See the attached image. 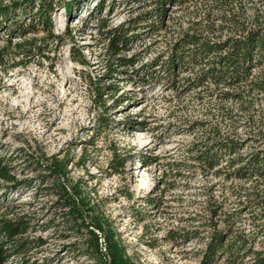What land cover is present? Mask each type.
<instances>
[{"label":"rangeland","instance_id":"rangeland-1","mask_svg":"<svg viewBox=\"0 0 264 264\" xmlns=\"http://www.w3.org/2000/svg\"><path fill=\"white\" fill-rule=\"evenodd\" d=\"M53 1L71 8L55 10L50 34L26 37L38 49L23 53L13 48L22 39L6 35L0 41V155L13 158L17 180L34 183L10 194L14 208L5 219L28 229L17 237L26 252L8 264H93L78 250L84 237L65 223L67 209L46 189L54 183L46 169L52 159L68 160L63 183L79 184L97 204L135 264H228L218 256L203 262L221 231L259 250L264 178L228 174L264 148V95L249 86L188 87L194 74L187 71L176 73L171 87L156 60L183 34L223 41L238 30L234 18L249 23L262 7L255 0L166 5L150 33L154 21L138 18L153 9L152 0ZM115 30L128 42L112 57ZM148 66L159 81H149ZM96 86L110 109L99 105ZM100 115L108 124L99 128ZM229 141L239 147L219 167L194 159L193 149ZM237 157L245 161L229 167Z\"/></svg>","mask_w":264,"mask_h":264},{"label":"trees","instance_id":"trees-1","mask_svg":"<svg viewBox=\"0 0 264 264\" xmlns=\"http://www.w3.org/2000/svg\"><path fill=\"white\" fill-rule=\"evenodd\" d=\"M191 0H152L153 9L142 14L138 23L154 21L148 26L150 33L156 32L162 24L166 5H182ZM193 1V0H192ZM229 0H214L218 5H223ZM262 7L256 10L251 22L239 21L237 18L232 23L238 30L234 35L223 41L210 39L204 34H183L181 38L169 47L165 59H158L156 63L164 73L163 78L171 87L175 85L176 73L187 71L194 74V79H187L188 87L213 86L216 89H233L239 86H249L258 93L264 95V0H255ZM66 8L70 11L69 4L54 3L53 0H30L26 4L14 3L10 6H0V41L3 36L7 38L22 39L21 43L13 46L14 49H23V53H31L34 47V39L26 40L28 35H37L40 32L50 34L52 15L57 8ZM145 27V26H139ZM156 28V29H155ZM211 29H214L211 27ZM211 31V30H210ZM125 31L115 30L112 33L111 55L115 57L120 52L119 44L123 46L128 42ZM52 39L60 40L58 35ZM9 42V40H7ZM6 41V42H7ZM0 50V58L3 55ZM27 55V54H24ZM121 61V60H118ZM130 63L131 61H126ZM118 65H124L119 63ZM256 74H253L255 73ZM151 67H147L149 81H159ZM155 75V76H153ZM96 88L100 106L106 108L101 100L102 91ZM115 89V88H114ZM221 93V92H220ZM226 97L228 94L221 93ZM108 120L104 115L98 116L97 127L106 126ZM127 125L128 123H123ZM136 125L137 123H132ZM97 129V128H95ZM239 146L233 141L218 142L217 144L205 145L202 149H193L194 159L204 165L206 169H214L220 166V161L227 156L233 155ZM250 159L241 167L234 170L233 175L237 178L251 177L253 175L264 178V148L250 154ZM13 158L0 155V264H8L11 257H16L26 252L18 236L26 233L27 224L22 221L6 220V211L14 208L10 194L21 188L32 187L34 183L27 180H17L15 166H12ZM245 159L237 157L228 161L229 167L239 164ZM68 160H50L46 169L54 180L49 188L59 199L61 208L67 209L64 214L65 223L84 237L78 250L90 259L93 264H135L121 241L112 224L99 212L97 204L81 189L79 184L67 185L63 183L66 177V165ZM38 165V163H37ZM40 167V166H39ZM221 168L215 174H220ZM35 189V194L38 190ZM46 191V190H45ZM264 206V198L262 200ZM16 205H22L17 202ZM264 217V216H263ZM262 233L264 237V223ZM230 233L217 232L212 235L204 253V263H209L215 258L224 257L228 264H236L246 257H252V264H264V242L257 249L247 248L244 237L231 239ZM242 263V262H241Z\"/></svg>","mask_w":264,"mask_h":264}]
</instances>
